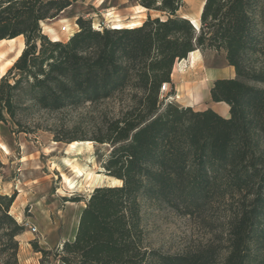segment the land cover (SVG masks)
Masks as SVG:
<instances>
[{"label":"trees","instance_id":"obj_1","mask_svg":"<svg viewBox=\"0 0 264 264\" xmlns=\"http://www.w3.org/2000/svg\"><path fill=\"white\" fill-rule=\"evenodd\" d=\"M75 1L0 0V41L24 38L0 78V123L128 92L94 139L110 146L102 167L121 184L92 191L60 264H264V0H205L198 31L178 14L183 0H130L155 16L101 29L78 17L66 42L50 40L41 23ZM196 50L223 53L234 70L209 90L228 105L226 118L161 101L175 64ZM14 199L0 195L3 264H17L23 231L9 213ZM142 200L187 216L224 206L222 261L213 243L171 255L146 246Z\"/></svg>","mask_w":264,"mask_h":264},{"label":"rangeland","instance_id":"obj_2","mask_svg":"<svg viewBox=\"0 0 264 264\" xmlns=\"http://www.w3.org/2000/svg\"><path fill=\"white\" fill-rule=\"evenodd\" d=\"M203 1L185 0L182 13L196 15ZM135 5L130 0H78L55 18L43 21L42 33L50 40L54 39L52 41L66 42L77 30L75 20L78 17L90 20L96 29L139 21L142 14L135 13V10L138 12ZM22 45L24 38L20 36L12 45L0 48V66L15 59ZM199 53L201 56L193 64L189 56L175 64L170 84L161 93L163 103L191 107L195 111L215 103L209 95L210 82L215 76H228L224 54L211 50ZM127 95L128 92H124L95 104L86 103L58 111L33 110L21 118L18 127L8 118L5 123H0V146L6 150L0 148V195L15 194L9 213L23 227L22 233L15 237L17 264H60L57 252L64 242L73 240L80 213L92 191L121 184L113 182L102 167L110 146L94 139L105 119L119 115L127 104ZM72 142L82 143L81 155L77 157L78 165L66 169L64 159H70L72 154L65 151ZM96 175L103 176L104 180L94 182L92 178ZM65 180L76 186L69 188ZM227 216L220 204L208 213L187 216L142 200L145 244L171 255L213 243L221 248V262L226 251ZM26 223L35 226L36 233H31ZM33 244L47 254L36 252ZM5 256L0 254V264L4 263Z\"/></svg>","mask_w":264,"mask_h":264},{"label":"bare ground","instance_id":"obj_3","mask_svg":"<svg viewBox=\"0 0 264 264\" xmlns=\"http://www.w3.org/2000/svg\"><path fill=\"white\" fill-rule=\"evenodd\" d=\"M191 23L197 28L198 26V16L195 18H190ZM141 23L139 21H133V22H129L127 24H118L116 28H134L139 26ZM71 34V33H70ZM54 36V35H53ZM56 39V38H55ZM15 42L14 39L12 40H2L0 41V48H3L4 46H9L12 45ZM23 48V45H22ZM22 48L19 50V52L17 53V57L19 56V54L21 53ZM16 57V58H17ZM189 57L192 60V64L196 61V59L199 57V53L198 52H192ZM2 58V55H0V59ZM13 63V61H7L3 66H0V74H3L4 72V66H11ZM5 74V73H4ZM81 146L82 143L80 142H72L70 144L67 145V149H66V154L70 153L72 154V157L70 159H64L63 162V167L64 168H70L73 165H78L77 164V157L81 155ZM1 150H3L4 152L6 151L5 148L3 146H0ZM8 153V151H7ZM62 164V163H61ZM84 170L81 168V172H83ZM92 178V177H91ZM92 180H94V182H102L104 180V177L101 175H96L95 178H92ZM113 182H119L117 180L112 179ZM93 182V183H94ZM65 184L69 187V188H74L76 186V183L71 184L68 180H65ZM95 184V183H94ZM97 184V183H96ZM93 187V186H92ZM91 187V188H92ZM91 191V190H89ZM90 193V192H89Z\"/></svg>","mask_w":264,"mask_h":264},{"label":"crops","instance_id":"obj_4","mask_svg":"<svg viewBox=\"0 0 264 264\" xmlns=\"http://www.w3.org/2000/svg\"><path fill=\"white\" fill-rule=\"evenodd\" d=\"M204 1H205V0H204ZM204 1H203L202 5H201V8L199 9V11H198V13H197L198 15L196 14V15H194V16H190V15L183 14V13H182V8H183L184 6L179 10L178 14H179L181 17H183V18L189 20L190 22H191V20H190L191 17H197V16H198V26H197V28H199V25H200V22H199V19H200V13H201L202 6H203V4H204ZM183 2H184V5H185V0H183ZM136 8H138V12H137V10H135V13H136V14H142V16L140 17V20H139L140 23H142V22L146 19L147 15H151L152 17L155 16V14H154L153 12H148L146 9L142 8V7L139 6V5H135V6H134V9H136ZM74 19H75V18H74ZM41 27H42V25H41ZM17 38H20V37H17ZM17 38H16V39H17ZM14 40H15V39H14ZM52 40H54V39H52ZM193 52H198V53H199L198 50L193 51ZM200 56H201V55H200V53H199V57H200ZM16 57H17V56H16ZM16 57H15V59H16ZM199 57H198V58H199ZM198 58H197V59H198ZM15 59H13L12 61H14ZM182 61H184V60H182ZM6 62H7V61H6ZM6 62H5V63H6ZM226 65H227V63H226ZM1 66H3V65H1ZM9 67H10V66H4V72H3V74H0V78L4 75V73L7 71V69H8ZM227 69H228V76H226V77H217V76H215V77H213V79H212V81L210 82V84H212L216 79H220V78H232V77L234 76V70H233V68L227 65ZM208 88H209V87H208ZM207 108L212 109L213 111H215L217 114H219L220 116H222V117H224V118L228 117V115H229V107H228L227 105H225L224 103H212V104H211L210 106H208ZM207 108H206V109H207Z\"/></svg>","mask_w":264,"mask_h":264},{"label":"built area","instance_id":"obj_5","mask_svg":"<svg viewBox=\"0 0 264 264\" xmlns=\"http://www.w3.org/2000/svg\"><path fill=\"white\" fill-rule=\"evenodd\" d=\"M167 86H168V84H163L161 86L160 92L161 93L165 92L167 90ZM25 226L31 233H36V227L35 226H33L29 223H26Z\"/></svg>","mask_w":264,"mask_h":264},{"label":"water","instance_id":"obj_6","mask_svg":"<svg viewBox=\"0 0 264 264\" xmlns=\"http://www.w3.org/2000/svg\"><path fill=\"white\" fill-rule=\"evenodd\" d=\"M191 23V22H190ZM192 24V23H191ZM192 26L194 27V29L196 30V31H198V28H196L193 24H192Z\"/></svg>","mask_w":264,"mask_h":264}]
</instances>
